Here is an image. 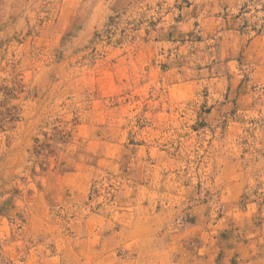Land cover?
I'll return each mask as SVG.
<instances>
[{"label":"rangeland","instance_id":"374dc122","mask_svg":"<svg viewBox=\"0 0 264 264\" xmlns=\"http://www.w3.org/2000/svg\"><path fill=\"white\" fill-rule=\"evenodd\" d=\"M0 264H264V0H0Z\"/></svg>","mask_w":264,"mask_h":264}]
</instances>
